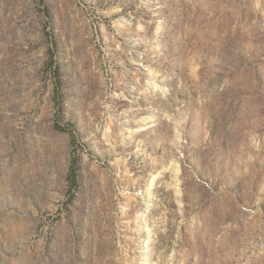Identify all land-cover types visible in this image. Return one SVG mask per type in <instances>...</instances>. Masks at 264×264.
Returning <instances> with one entry per match:
<instances>
[{
  "label": "rangeland",
  "instance_id": "obj_1",
  "mask_svg": "<svg viewBox=\"0 0 264 264\" xmlns=\"http://www.w3.org/2000/svg\"><path fill=\"white\" fill-rule=\"evenodd\" d=\"M0 264H264V0H0Z\"/></svg>",
  "mask_w": 264,
  "mask_h": 264
},
{
  "label": "bare ground",
  "instance_id": "obj_2",
  "mask_svg": "<svg viewBox=\"0 0 264 264\" xmlns=\"http://www.w3.org/2000/svg\"><path fill=\"white\" fill-rule=\"evenodd\" d=\"M150 242V241H149ZM148 245V244H147ZM146 246V245H145Z\"/></svg>",
  "mask_w": 264,
  "mask_h": 264
}]
</instances>
